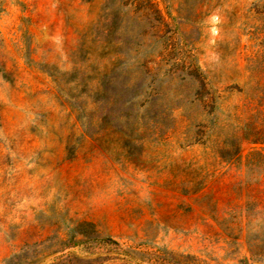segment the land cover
Here are the masks:
<instances>
[{
  "label": "rangeland",
  "instance_id": "374dc122",
  "mask_svg": "<svg viewBox=\"0 0 264 264\" xmlns=\"http://www.w3.org/2000/svg\"><path fill=\"white\" fill-rule=\"evenodd\" d=\"M259 120L264 0H0V264H264Z\"/></svg>",
  "mask_w": 264,
  "mask_h": 264
},
{
  "label": "trees",
  "instance_id": "16d2710c",
  "mask_svg": "<svg viewBox=\"0 0 264 264\" xmlns=\"http://www.w3.org/2000/svg\"><path fill=\"white\" fill-rule=\"evenodd\" d=\"M184 107H174V108H167L164 111H161L159 109L156 110V113L154 114V121L157 123V126H163L165 122L164 116H167L168 118L171 116H174L176 112L183 111ZM257 110V113L259 115L262 114L260 109H253ZM137 117L136 119L140 118V113H136ZM260 119V118H259ZM155 128V131L160 134H162V129L160 128ZM158 130V131H157ZM173 132L176 131V128L172 129ZM242 131V138H239L238 132L234 133L233 138L234 139H227L222 143V145H218L216 147L217 152L220 154V158L224 159H232V158H238L240 156V151H241V145L239 144V139L241 140H247L251 141L252 143L255 144H261L264 145V120H259L256 122H252L250 124H246ZM167 132V130H166ZM238 141V142H237ZM159 264H165V263H159ZM177 264H192V263H177Z\"/></svg>",
  "mask_w": 264,
  "mask_h": 264
}]
</instances>
